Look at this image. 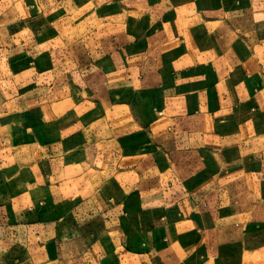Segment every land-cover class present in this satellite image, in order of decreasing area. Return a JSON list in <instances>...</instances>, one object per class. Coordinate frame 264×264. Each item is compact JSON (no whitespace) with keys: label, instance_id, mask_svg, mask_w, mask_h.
Returning a JSON list of instances; mask_svg holds the SVG:
<instances>
[{"label":"crops","instance_id":"crops-1","mask_svg":"<svg viewBox=\"0 0 264 264\" xmlns=\"http://www.w3.org/2000/svg\"><path fill=\"white\" fill-rule=\"evenodd\" d=\"M0 264H264V0H0Z\"/></svg>","mask_w":264,"mask_h":264}]
</instances>
